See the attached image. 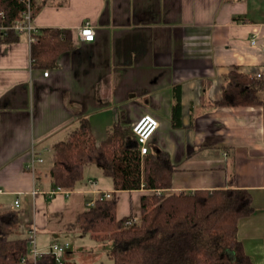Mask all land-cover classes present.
Returning <instances> with one entry per match:
<instances>
[{
    "label": "crops",
    "instance_id": "obj_1",
    "mask_svg": "<svg viewBox=\"0 0 264 264\" xmlns=\"http://www.w3.org/2000/svg\"><path fill=\"white\" fill-rule=\"evenodd\" d=\"M86 22L96 32L91 43L79 36ZM34 23L41 33L70 32L73 49L39 70L26 35L0 38V211L19 200V236L35 227L43 251L73 236L64 260L100 264L110 247L98 253L100 242L66 226L100 193L115 195L119 219L139 220L150 191L115 192L101 167L89 165L74 191L53 194V148L82 117L98 145L115 123L132 129L150 114L160 123L151 152H166L175 169L169 192L248 191L253 213L237 235L253 264H264V104L214 105L235 68L249 77L264 70V0H48ZM33 148L44 159L34 173Z\"/></svg>",
    "mask_w": 264,
    "mask_h": 264
},
{
    "label": "trees",
    "instance_id": "obj_2",
    "mask_svg": "<svg viewBox=\"0 0 264 264\" xmlns=\"http://www.w3.org/2000/svg\"><path fill=\"white\" fill-rule=\"evenodd\" d=\"M47 1L32 0L34 15ZM24 10L21 0H0V26H12ZM17 39L14 32L4 38L6 42ZM72 49L70 32L43 30L39 43L31 48L32 66L53 69L58 58ZM263 93L264 81L235 68L224 78L223 97L214 105H262ZM52 160L49 174L55 189L74 191L85 168L97 165L112 180L115 192L150 191L141 197V216L132 225L127 224L132 217H117V199L112 194L109 199L99 197L66 226L69 233L109 242L111 264H253L237 235L240 220L253 213L250 193L241 189L169 192L175 171L169 155L156 150L142 157L129 126L115 123L97 145L90 119L82 117L69 139L54 146ZM19 229L17 210L0 211V264H21L28 255L29 241L19 236ZM38 264L57 263L44 254Z\"/></svg>",
    "mask_w": 264,
    "mask_h": 264
},
{
    "label": "built area",
    "instance_id": "obj_3",
    "mask_svg": "<svg viewBox=\"0 0 264 264\" xmlns=\"http://www.w3.org/2000/svg\"><path fill=\"white\" fill-rule=\"evenodd\" d=\"M25 5V10L20 14L19 19L14 22V24L10 27L0 26V38H6L10 32H14L15 35H26L28 38L29 45L32 46L39 43V36L41 35L40 30L35 26L34 23V9L32 5V0H21ZM79 36L81 41L91 43L95 41L96 32L91 24V22H86L83 24L81 29L79 30ZM255 41L253 40L252 43ZM49 71L44 72V76L48 77ZM253 77H256L262 81H264V70L256 72ZM160 123L158 119L153 115H144L142 116L133 126L132 132L136 138V143L139 148L140 155L143 157L151 152L150 149V141L155 135V133L159 130ZM44 159L40 156L36 150L31 149V159L30 163L27 166V169L32 173L35 172L36 166L39 164H43ZM91 184L94 181H89ZM39 191L35 190L34 194L36 195ZM63 192L66 195H69V192H65L61 189H56L53 194ZM2 193V191H0ZM161 194L160 191L157 192ZM102 199H109L111 197V193H100L99 194ZM98 197V198H99ZM97 198V199H98ZM96 202V201H95ZM95 202L89 203L87 205L88 209L95 205ZM14 207L16 210L20 208L19 200H16L14 203ZM137 219H130L127 221L128 225H132L135 223ZM28 236V246L29 251L28 255L22 259L21 264H26L28 260H31L33 264H38L40 258L44 254H50L55 258L57 264H64V257L68 253L71 248V243L66 239H58L54 241L48 250L43 251L38 248L37 244V230L35 227H32L29 231Z\"/></svg>",
    "mask_w": 264,
    "mask_h": 264
},
{
    "label": "rangeland",
    "instance_id": "obj_4",
    "mask_svg": "<svg viewBox=\"0 0 264 264\" xmlns=\"http://www.w3.org/2000/svg\"><path fill=\"white\" fill-rule=\"evenodd\" d=\"M68 239L70 240L71 246L73 245V248H74L75 247V237L69 236ZM100 244H101L100 248H97V250H96V251H98V253H100V251L103 249L102 248L103 246L105 248H106V246H108L111 249V244L109 242L100 243ZM73 253H75V250ZM66 256H67V254L65 255V257ZM68 258H69V255H68ZM68 260H70V258ZM101 262H103V263H101ZM107 263H108V258L106 255H104L103 259H101V261H100V264H107Z\"/></svg>",
    "mask_w": 264,
    "mask_h": 264
}]
</instances>
